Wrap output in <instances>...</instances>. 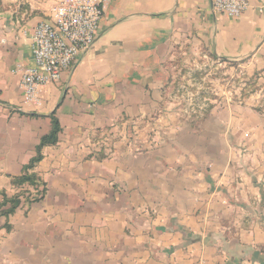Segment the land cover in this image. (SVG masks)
I'll list each match as a JSON object with an SVG mask.
<instances>
[{
    "label": "crops",
    "instance_id": "1",
    "mask_svg": "<svg viewBox=\"0 0 264 264\" xmlns=\"http://www.w3.org/2000/svg\"><path fill=\"white\" fill-rule=\"evenodd\" d=\"M73 1L0 0V190L19 191L53 116L61 127L31 169L44 198L0 218V264H264V0L239 17L210 0H106L94 44L28 102L18 65ZM199 53L247 63L261 93L195 128L172 108L169 61Z\"/></svg>",
    "mask_w": 264,
    "mask_h": 264
},
{
    "label": "built area",
    "instance_id": "2",
    "mask_svg": "<svg viewBox=\"0 0 264 264\" xmlns=\"http://www.w3.org/2000/svg\"><path fill=\"white\" fill-rule=\"evenodd\" d=\"M106 0H75L57 10L53 21L42 20L35 28L31 45L34 66L23 67L22 86L26 100L37 99L40 90L58 83L100 34ZM211 7L239 17L248 9V0H210Z\"/></svg>",
    "mask_w": 264,
    "mask_h": 264
},
{
    "label": "rangeland",
    "instance_id": "3",
    "mask_svg": "<svg viewBox=\"0 0 264 264\" xmlns=\"http://www.w3.org/2000/svg\"><path fill=\"white\" fill-rule=\"evenodd\" d=\"M169 69L173 77L169 91L172 108L187 126L197 128L208 118L210 105L213 108V104L219 103L224 107L226 103L244 101L260 92L258 72L250 73L243 61H220L203 53L184 58L177 54L169 61ZM261 95L259 103L258 99L254 100V109L264 119V92ZM261 125L264 126V121Z\"/></svg>",
    "mask_w": 264,
    "mask_h": 264
},
{
    "label": "trees",
    "instance_id": "4",
    "mask_svg": "<svg viewBox=\"0 0 264 264\" xmlns=\"http://www.w3.org/2000/svg\"><path fill=\"white\" fill-rule=\"evenodd\" d=\"M211 109L212 105L209 106V110ZM206 117H208V114ZM60 131L61 127L58 119L53 116L52 129L48 135L41 139L37 147V156L32 159L22 175L12 178V183L19 188V191L13 196H8L4 190H0L2 195L0 200V218L6 217L8 219L21 205L31 207L34 203L44 198L47 193V185L38 173L31 171V169L42 159L45 147L54 145L58 141ZM3 227L6 230L11 228L8 222Z\"/></svg>",
    "mask_w": 264,
    "mask_h": 264
}]
</instances>
